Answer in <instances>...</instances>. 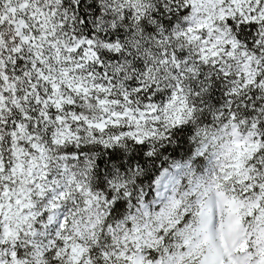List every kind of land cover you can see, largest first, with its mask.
<instances>
[{
  "label": "snow or ice",
  "instance_id": "obj_1",
  "mask_svg": "<svg viewBox=\"0 0 264 264\" xmlns=\"http://www.w3.org/2000/svg\"><path fill=\"white\" fill-rule=\"evenodd\" d=\"M0 264H264V0H0Z\"/></svg>",
  "mask_w": 264,
  "mask_h": 264
}]
</instances>
